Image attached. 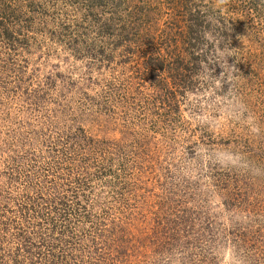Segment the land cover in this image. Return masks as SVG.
Here are the masks:
<instances>
[{"label":"rangeland","instance_id":"rangeland-1","mask_svg":"<svg viewBox=\"0 0 264 264\" xmlns=\"http://www.w3.org/2000/svg\"><path fill=\"white\" fill-rule=\"evenodd\" d=\"M0 264H264V0H0Z\"/></svg>","mask_w":264,"mask_h":264},{"label":"clouds","instance_id":"clouds-1","mask_svg":"<svg viewBox=\"0 0 264 264\" xmlns=\"http://www.w3.org/2000/svg\"><path fill=\"white\" fill-rule=\"evenodd\" d=\"M218 3L220 5H226L228 3V0H218ZM209 36H210L209 33H205L206 38H208ZM218 53L220 58L218 60L212 59L209 61V63L204 64L203 71L199 74V78L201 79V81L204 82L211 81L214 86L213 87L214 91L216 90L220 91L224 83H228L231 85L230 90L226 95L220 96L217 94L213 102L223 103L224 108L222 115L224 117L232 116L234 118L239 119L243 116L244 105L236 97L231 95V91L234 87L235 81L238 80L241 77V75L239 74V69L236 68L235 65L230 66L227 62V58L230 57L229 55L230 49L225 48L222 50H218ZM209 65H218L222 69L219 77L214 76L213 74L214 69L210 70ZM212 95L213 93L207 90H205L204 92L189 93V102L193 104H196L197 102H207L208 99L212 97ZM197 120L202 124L209 123V119L206 115L198 116ZM244 122L250 125V131H252L253 133H259L260 128L256 123L255 118L251 114H249L245 118ZM214 123H218V121ZM196 151L199 155L205 156V153L200 150V147H198ZM233 155H234L233 153L227 150L218 153V156L223 157L225 159H232ZM236 155H242V154H236ZM208 159L211 158L209 157ZM216 163H219V161H216ZM221 165L226 166L223 164Z\"/></svg>","mask_w":264,"mask_h":264},{"label":"trees","instance_id":"trees-1","mask_svg":"<svg viewBox=\"0 0 264 264\" xmlns=\"http://www.w3.org/2000/svg\"><path fill=\"white\" fill-rule=\"evenodd\" d=\"M59 217H61V219H62V221L63 220H65V215L64 214H60L59 215ZM41 218H43V217H41ZM45 220H47V218H45V219H43V221L45 222ZM68 222V221H67ZM66 222V223H67ZM101 233H102V231H101ZM22 237H24V236H22ZM25 240V239H24ZM30 240V239H29ZM29 240H26L25 242H27V244H24V246H22L21 247V249H22V252H20V253H28V251L30 250V246H32V244L31 243H29ZM29 243V244H28ZM67 256H70V255H67ZM60 262V261H59ZM61 263V262H60Z\"/></svg>","mask_w":264,"mask_h":264}]
</instances>
